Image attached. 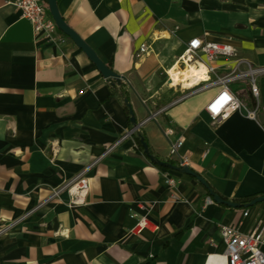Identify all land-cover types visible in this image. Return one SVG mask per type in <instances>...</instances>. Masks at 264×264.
Wrapping results in <instances>:
<instances>
[{"label": "crops", "instance_id": "0c3cea01", "mask_svg": "<svg viewBox=\"0 0 264 264\" xmlns=\"http://www.w3.org/2000/svg\"><path fill=\"white\" fill-rule=\"evenodd\" d=\"M13 2L0 0V264H206L223 254L219 225L248 233L264 219V203L245 209L207 202L195 178L153 165L138 148L124 103L85 53L66 36L62 44L37 39ZM57 4L65 22L125 77L154 155L187 159L226 200L264 193V111L259 122L237 111L213 124L206 106L217 89H209L173 104L184 96L177 93L146 121L156 112L155 95L146 96L150 81L179 67L194 38L230 44L238 58L264 67V0ZM172 41L178 48L168 64L154 45ZM142 43L152 50L136 58ZM259 85L264 105V76ZM240 96L249 100V89ZM178 139L183 145L171 156ZM83 171L84 204L69 206L67 191L51 197ZM165 173L179 183L169 185ZM140 202L150 208L155 233H130Z\"/></svg>", "mask_w": 264, "mask_h": 264}, {"label": "built area", "instance_id": "2783aa9c", "mask_svg": "<svg viewBox=\"0 0 264 264\" xmlns=\"http://www.w3.org/2000/svg\"><path fill=\"white\" fill-rule=\"evenodd\" d=\"M13 5L21 12V18L27 20L33 29L34 36L44 42L62 44L66 39L62 34L48 9L42 0H14ZM159 40L160 37H153ZM152 50L147 43H142L135 52L136 58H142ZM179 64L194 67H205V78L191 89H186L188 93L173 104L184 100L186 97L209 89H217L216 94L211 98L206 106V111L213 124L226 120L231 113L242 111L247 117L259 122V114L264 111L263 98L259 85V78L264 76V67H253L247 61L238 58L236 49L227 43L204 41L201 38H194L187 42L182 54L179 56ZM167 75L168 73L165 72ZM169 84V82H168ZM182 89V85H178ZM234 87V88H233ZM249 89L251 98L243 99L240 96L245 89ZM158 111L149 115L146 121L156 119L162 112ZM264 125V121L262 123ZM166 135H173V129L166 130ZM127 133L116 145L107 150L114 149L123 139L130 136ZM183 145L182 139H178L170 145L171 156L178 154V149ZM187 159L180 162L182 167L186 166ZM86 171L75 176L63 187L54 191V196L62 191L70 194L69 206L82 205L85 203L88 194V180L85 178ZM168 184L175 186L178 179L170 173H165ZM207 202H212L208 198ZM150 208L146 203H137L131 211L130 218L134 221L130 233L141 235L143 233H155L157 225L150 220ZM249 211H244V217ZM224 250L222 255L223 264H264V219L257 221L255 228L248 232L226 225H219Z\"/></svg>", "mask_w": 264, "mask_h": 264}, {"label": "water", "instance_id": "95a60500", "mask_svg": "<svg viewBox=\"0 0 264 264\" xmlns=\"http://www.w3.org/2000/svg\"><path fill=\"white\" fill-rule=\"evenodd\" d=\"M47 6H48L49 14L55 21L58 30L62 34H64L66 37L71 39L73 43L85 53L88 59L96 66L98 71L105 78V80L108 83H110V85L112 86L120 85L121 82L125 80V77L111 70L107 66V64H105L97 56L95 51L81 38V36L65 22L64 18L61 16L59 12L57 0H47ZM126 104L130 105L128 102H126ZM130 114H131L130 121L133 124L132 133H134L135 131H138L142 127L143 123L137 122L134 111H131ZM141 143L144 148V153L152 159V156L149 153L148 144L143 141H141ZM170 169L174 171H179L183 174H186V175H189L195 178L205 189H209L208 183L201 176L197 175L194 171H192L188 166H184L182 169H179L176 167H172ZM209 193H210V199L217 205H224L229 208H239L240 207L238 203L234 201L226 200L220 195L216 194L215 192H212L209 190ZM260 203H264V197H261V196L256 197L250 203L245 205V207L252 208Z\"/></svg>", "mask_w": 264, "mask_h": 264}, {"label": "trees", "instance_id": "16d2710c", "mask_svg": "<svg viewBox=\"0 0 264 264\" xmlns=\"http://www.w3.org/2000/svg\"><path fill=\"white\" fill-rule=\"evenodd\" d=\"M42 1L45 3V5L47 4V0H42ZM46 8L48 9L47 5H46ZM107 66L111 70H113L111 63L107 64ZM109 85H110V83H109ZM110 89H111L112 94L116 95L124 103V108H125V111H126V113L128 115L130 127L133 128V124L130 121V118H131L130 112L133 111V109H132V106H131V103H130V96H129V91L127 89L126 83L124 81H122L120 85H114V86L110 85ZM126 102H128L130 105H127ZM133 135H134V137H135V139H136V141L138 143V148L142 152H144V148L142 146L141 141H143V142L148 144V140H147L144 132L142 130H138V131H135ZM148 147H149V153L152 156V159L148 155H146L145 153L144 154L147 156V158L150 160V162L153 165L158 166L160 168H163L165 170H171L170 168H172V167H176V168H179V169L183 168L180 165V163L175 162L173 160L160 159L158 156L154 155V153L151 150L149 144H148ZM209 190L214 192V190L209 186V189H206V193H207L208 196L210 195ZM259 196L264 197V193H259V194H254V195H251V196H247V197L238 199L235 202L240 205L239 208L249 209V208H246L245 205H247L253 199H255L256 197H259Z\"/></svg>", "mask_w": 264, "mask_h": 264}, {"label": "rangeland", "instance_id": "374dc122", "mask_svg": "<svg viewBox=\"0 0 264 264\" xmlns=\"http://www.w3.org/2000/svg\"><path fill=\"white\" fill-rule=\"evenodd\" d=\"M177 48H178L177 44L175 42H173V41L169 42V43H167L165 45L157 42L154 45L155 52L159 56L163 57L164 61L167 62L168 64H169V61H170L169 59L172 58V56L174 54V51ZM178 68L179 69H183L184 68L183 64H179ZM168 82H169V76L166 73H164V75H161V76H158V77L152 79L150 81V83H149V86L151 87V92L146 93V96H148L150 94H154L155 95L153 100H155L156 104H152L153 105V107H152L153 109L152 110H156V112L160 110L161 106L167 104L173 98H175L177 96V93H180V94L188 93V91H186V89H184V88L182 89L180 86L171 87L168 84ZM161 85H163V90L159 89ZM156 90H157V92H155ZM173 94H176V95H173ZM51 197H56V195L54 196V193H53V195H51ZM252 208H250V209H252Z\"/></svg>", "mask_w": 264, "mask_h": 264}, {"label": "bare ground", "instance_id": "6f19581e", "mask_svg": "<svg viewBox=\"0 0 264 264\" xmlns=\"http://www.w3.org/2000/svg\"><path fill=\"white\" fill-rule=\"evenodd\" d=\"M205 67H194L187 64L183 69H179L176 65L167 70L169 76V85L175 87L182 85L184 89H191L199 84L205 78ZM206 264H223L222 259L217 256H210Z\"/></svg>", "mask_w": 264, "mask_h": 264}]
</instances>
